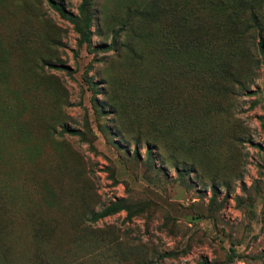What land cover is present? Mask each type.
Listing matches in <instances>:
<instances>
[{"label": "rangeland", "instance_id": "374dc122", "mask_svg": "<svg viewBox=\"0 0 264 264\" xmlns=\"http://www.w3.org/2000/svg\"><path fill=\"white\" fill-rule=\"evenodd\" d=\"M85 15L0 0V264H264V0Z\"/></svg>", "mask_w": 264, "mask_h": 264}, {"label": "trees", "instance_id": "16d2710c", "mask_svg": "<svg viewBox=\"0 0 264 264\" xmlns=\"http://www.w3.org/2000/svg\"><path fill=\"white\" fill-rule=\"evenodd\" d=\"M47 3L59 15L62 20L72 25L74 32L81 38V43H90V17L85 15L88 0H81V4L78 8V14H73L67 11L60 3H56L54 0H47ZM255 19L256 18L254 17V21ZM256 27L258 28V41L256 47L261 57V64L264 65V31L260 28V25L258 23L256 24ZM51 66L58 68L57 65ZM63 132L71 135H78L82 139H84L82 133L79 131H74L65 128L63 129ZM144 210V206L129 204L124 199H117L102 208L101 210L96 212L92 211L91 213H89V218L87 219V221L91 223H96L104 218L113 216L119 212H125L126 219L130 221L133 217L142 214Z\"/></svg>", "mask_w": 264, "mask_h": 264}]
</instances>
